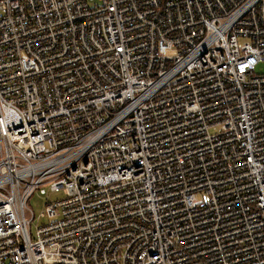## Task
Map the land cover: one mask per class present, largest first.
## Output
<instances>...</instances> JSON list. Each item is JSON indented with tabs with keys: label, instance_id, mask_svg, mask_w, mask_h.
Returning a JSON list of instances; mask_svg holds the SVG:
<instances>
[{
	"label": "built area",
	"instance_id": "2783aa9c",
	"mask_svg": "<svg viewBox=\"0 0 264 264\" xmlns=\"http://www.w3.org/2000/svg\"><path fill=\"white\" fill-rule=\"evenodd\" d=\"M260 62L264 0H0V264H264Z\"/></svg>",
	"mask_w": 264,
	"mask_h": 264
},
{
	"label": "rangeland",
	"instance_id": "374dc122",
	"mask_svg": "<svg viewBox=\"0 0 264 264\" xmlns=\"http://www.w3.org/2000/svg\"><path fill=\"white\" fill-rule=\"evenodd\" d=\"M256 73H264V63L260 62L255 67ZM47 189V187H46ZM64 196L63 189H59L55 192H50L47 189L46 194H39L36 191L32 196L29 198L28 204L32 211L34 212L35 220L32 222L31 230L34 231L37 224L41 223V219H37L38 214L43 210L44 202L47 200H55Z\"/></svg>",
	"mask_w": 264,
	"mask_h": 264
}]
</instances>
